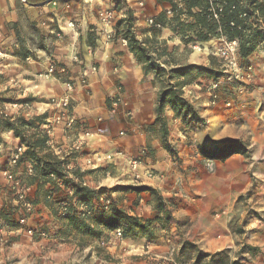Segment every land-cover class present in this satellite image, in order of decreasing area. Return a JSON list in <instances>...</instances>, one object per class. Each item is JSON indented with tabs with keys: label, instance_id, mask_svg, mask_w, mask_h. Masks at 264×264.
I'll return each instance as SVG.
<instances>
[{
	"label": "crops",
	"instance_id": "obj_1",
	"mask_svg": "<svg viewBox=\"0 0 264 264\" xmlns=\"http://www.w3.org/2000/svg\"><path fill=\"white\" fill-rule=\"evenodd\" d=\"M27 1L38 3L31 6ZM172 2L178 10L177 13L174 12L175 25L178 22L193 24V18L186 14L185 0ZM169 6V3L156 0H0V36L2 40L8 36L5 42L10 47L17 48L13 44L16 33L10 24L16 27L22 25V19L19 20L22 12L30 13L31 22L40 28V36L44 38L42 43L52 45L53 50L49 56L37 52L33 56L34 61L23 67L22 74L32 79L52 63L57 68L66 66L70 73L69 79L75 82L70 94L71 115L75 124L67 129L63 122H54L53 118L58 111L55 113L53 108L46 105L40 114L45 115V122L50 124L39 126L35 137L47 133L45 129L48 128V140L46 147L37 156L43 160L61 162L64 168L70 169L64 183L67 188L74 185L75 180L83 181L91 191L105 183H110V186H129L135 182L136 187L145 186L156 190L164 200L174 198L179 204L173 213V222L168 224L185 222V232L180 239L210 255L224 250H236L238 237L230 232L229 222L233 217L240 216L238 200L247 194V203L255 215L248 216L250 227L242 238L261 253L255 261L246 264H264V233L258 232L264 231V224L256 219L264 220V162L258 165L256 160L237 154L224 162H209L193 153L186 154L182 161L178 155L179 161L174 162L175 157L164 150L154 128V111L160 84L152 73L143 71L142 65L129 52L126 42L114 32L113 26L103 23L99 17L105 11H126L134 16L142 12L147 16H160L162 20L165 19L163 12ZM191 12L195 13L193 10ZM110 32L111 40L106 41V34ZM172 37L175 38V33L167 26L154 31L153 37L139 26L136 39H143L148 45L149 41L157 42L154 43V49L158 53L163 52L169 44L179 47L178 40ZM186 46L180 45L182 48ZM77 52L79 62L77 56H73ZM257 53L254 52L248 61L260 65L261 69L264 67V56ZM158 60L157 63L163 68L179 67L162 55H158ZM202 60L203 58L200 61L195 55L186 64L196 66L202 64ZM12 61L24 64L18 57H13ZM82 63L83 69L80 67ZM82 72L87 74L85 84L78 82ZM60 79L59 74L49 78L48 84L54 90L44 93L46 98L62 97L66 93ZM254 82L255 87L251 92L253 96L263 90L262 85L257 86L260 81L254 79ZM181 90L183 97L198 108L201 117L212 114V108H205V94L199 93L189 82L183 84ZM115 100L119 104L113 107L112 101ZM164 112L166 119L173 120L174 114L169 107ZM128 113L131 114L130 117ZM174 121L177 122L176 119ZM85 130L90 132V137L85 139V144L78 151L73 150L74 141L82 137ZM20 145V139L11 131L0 130V224L5 221L12 224L19 217L10 187L3 176L5 172H12L23 181L27 180L25 182L29 191L34 193L35 207L30 215V224L31 227H41L53 218H48L47 208L38 204V201L42 200L48 188L62 191L64 187L55 180L46 183L37 170L34 176L28 178L24 160L12 166L10 159ZM143 151H147L148 155L140 156ZM106 156H111V159L105 161ZM133 159L138 161L135 170L130 165ZM88 161L91 164H87ZM208 163H212L211 168ZM72 176L76 177L73 181ZM101 177L102 182H99ZM95 184L98 186L95 187ZM135 198H140L139 194L118 197L115 207L139 219L149 218V207L142 204L143 200L132 205ZM97 214L95 210V219ZM161 224L163 230L160 227L154 230L162 234L153 245L155 257L165 255L173 236V225L167 232L166 223ZM174 239L175 237L171 238V241Z\"/></svg>",
	"mask_w": 264,
	"mask_h": 264
},
{
	"label": "rangeland",
	"instance_id": "obj_2",
	"mask_svg": "<svg viewBox=\"0 0 264 264\" xmlns=\"http://www.w3.org/2000/svg\"><path fill=\"white\" fill-rule=\"evenodd\" d=\"M173 5L175 6V4ZM168 10H173L171 4L166 11ZM166 11L163 12L165 19L162 20L159 18L160 16H147L143 12L134 16L131 12L123 11L122 13H116V11H113L116 13L113 21V29L120 36L119 38H124L127 31L126 27L129 26L135 38L137 37V29L139 26L146 32H149L153 37V33L156 30L147 25L146 19L148 17L164 23L175 33L179 47L169 44L168 47L163 49V52L158 53L154 49V43L157 42L153 43L149 41L150 45H148V42L145 43L143 39L138 40L148 49L156 61H159L158 55H162L171 63H177L179 66L176 68L166 66V70L193 66L186 63L195 55L199 57L200 61L203 58L202 64H196L195 67L197 70L189 71L190 73L183 79H176L175 74L170 76L173 77L171 80L166 76L158 79L153 74L154 79L160 84L159 92L166 88L169 83L180 88L183 84L189 82L195 89L199 90V93L205 94V108H212L214 110L212 114H205L204 117H201L198 108L193 106L196 110V118L189 117L186 122L175 116L173 120H168L164 116L165 112H163L161 121L155 123L154 126L162 147L171 157H175L174 162H178L179 156L182 161L186 154L193 153L200 155V149H210L211 147H218L224 141L236 140L243 143L247 149L245 153L237 155L254 159L258 162V165H261L264 162V67L260 69V65H255L254 62H249L248 59L243 60L239 57V72L237 77L230 79L229 76L223 73L222 65L224 63L216 55L217 49L220 46L216 40L219 38L211 37L206 42L201 43V45H197L199 42L196 40L195 35L199 30L196 29L195 32L189 30V28H184L188 26L184 22H178L175 25V20L173 19L174 14L171 19L167 20ZM129 16H131L129 23L121 22L118 24L119 21L127 20ZM30 17V13L26 14L22 12L19 16V20L22 19V25L16 27V25L10 24L12 25V28H10L16 33L13 44L17 48H12L9 46V43L5 42L7 40L6 38H8L7 35L4 40H0V130H6V122L4 120H8V123L19 127L20 131L24 134V140L26 142L29 139L35 138L39 126L43 124L49 125L48 123H50L45 122L46 117L40 114L41 110L48 105L56 113L58 110L53 106V102L61 98L55 96L46 98L44 96V93L54 90L48 84L49 78L56 77L58 74L45 77L43 75L44 72H40L32 79H28L22 74L23 67L34 61L33 56L37 52L40 51L46 56H49L53 50L51 43H42L44 38L42 39L40 36V28L36 26L37 24L31 22ZM180 24L183 25L182 28L179 27ZM256 27L257 40L254 52H258L257 55L259 56H264V24L258 22ZM184 44L187 45L185 48L180 47V45ZM74 55L77 56V62H79V52L73 53ZM13 57L22 59L24 64L22 65L20 61L14 63L12 61ZM83 63L80 65L81 69L84 68ZM61 67L64 69V73L59 74V77H61L60 82L63 83L65 88L66 84L74 85L75 82L69 79L70 73L67 67L63 65ZM254 79L260 81V84L258 83L257 86L260 87L262 85L261 88L263 89L260 92L258 91L259 94H255V96L253 94L251 95L255 87ZM25 80L28 81L26 82ZM78 82L83 84L81 77L78 78ZM84 82H86V78ZM212 82L218 83V88L214 93H210ZM203 95L201 97H204ZM214 95L216 96L215 99L212 98ZM213 100L214 103H212ZM19 119L24 120L26 123L30 122L31 124L24 127L18 122ZM46 131L47 129H45ZM43 134L47 135V133ZM43 134H39L38 136H42ZM22 146L26 149L25 144H22ZM147 155V151H145L140 156L144 157ZM24 161L28 166L29 163L27 160ZM208 164H210L209 167L211 168L212 163ZM27 166L25 168V174ZM179 166L180 163L177 166L178 169ZM17 178L26 185L27 180L25 182L20 177ZM75 178L72 176V181ZM53 179L56 181V178ZM101 180L102 177L99 182H102ZM73 183L79 187L89 188L88 186H82L81 183L83 181L80 180H75ZM59 184L64 187L62 191L60 189L48 188L42 196V200L38 201V204H42L43 207L45 206L47 208L49 212V215L47 214L48 218L52 217L53 219H49V222L41 227L38 225L37 227H31L30 215L33 213L35 207L34 193L30 191V193H27L28 200L33 206L31 212L27 214L24 212L21 204L17 202L16 196L8 183L11 190L10 194L16 203V212H19L17 221L22 216H25L27 218V227L32 228L36 233H44L45 236L40 238L37 236L29 237L23 231H16L18 229L17 221L12 224L7 221L5 223L3 222L0 224V264H173L174 255L178 253L183 243H188L180 239L182 237L181 235L185 232V222H179L176 225H173V223L168 224L173 220V213L179 204L178 201L175 202L174 198L165 200V207L171 212V218L167 222L156 211V199L152 195L146 192L136 193L139 194L140 198H135L132 205L135 206L134 204L137 202V205L138 200H143L142 204L149 207L150 217L147 219L140 218V220L143 222L151 221L152 225L149 228L148 234H138L134 238L123 239L115 235L116 230L108 231L105 229L100 224V221L111 215L112 208L118 209L115 207L118 204L115 202L118 197L135 193L123 190L126 187H136L135 182L129 186H110V183H105L100 188L93 189L94 194L82 192L78 195L75 192L71 194L69 189L73 185L67 188L64 183L60 182ZM94 186L97 187L98 184ZM80 199L84 200L90 206L92 212L89 216L82 217L75 210V201H80ZM107 200L108 203H106ZM247 200V194L239 198L240 216L233 217L229 222L230 232L238 237L236 250H227L228 258L225 261H228L230 264H246L252 260L255 261L259 257L258 254L261 253L258 248L245 243L242 238L250 227V224H248V216L255 215ZM58 202H65L70 207L69 214L65 218L60 217L58 214ZM95 210L98 213L96 219L94 218ZM125 213L127 214V212ZM127 215L130 216L129 214ZM130 217L136 216L131 215ZM256 219L264 224V220L257 217ZM93 221L95 222L92 223ZM162 222L166 223L165 230L167 232L169 231V227L173 225V236L171 238L175 237L173 240L175 242L171 241L170 238L168 251L165 255L155 257L153 255V245L162 234L154 232V230L159 229L157 227L163 230ZM154 224L158 226H154ZM258 232L264 233L263 230H258ZM21 237L23 238L20 241L19 238ZM187 264H191V261Z\"/></svg>",
	"mask_w": 264,
	"mask_h": 264
},
{
	"label": "trees",
	"instance_id": "obj_3",
	"mask_svg": "<svg viewBox=\"0 0 264 264\" xmlns=\"http://www.w3.org/2000/svg\"><path fill=\"white\" fill-rule=\"evenodd\" d=\"M157 2H166L171 4L173 12L177 13L176 6L173 5L172 0H156ZM42 2V1H41ZM209 0H185L186 14L190 15L194 23L184 28H189L191 31L199 30L195 37L199 43L206 42L208 38L215 37L220 38L224 36L227 40H238L240 48V57L243 60L248 59L255 51L256 48V26L258 22L264 24V0H212V5L222 4L223 12L220 15L218 24L214 23L210 19L209 14ZM28 5H35L38 2L27 1ZM195 11L192 13L191 11ZM245 14V17L239 19V15ZM175 20V17L173 18ZM131 16L127 20L119 21L130 22ZM230 23H234L235 27L231 28ZM181 25V27H180ZM182 28L183 25L180 24ZM127 31L124 35V40L127 41V47L130 53H132L138 63L142 65L143 71L151 72L158 79H162L164 76L171 80L172 74L176 75V79L185 78L191 70H197L195 66H189L182 69L166 70L161 67L156 59L151 55L148 49L140 43L130 31V26L126 27ZM218 29L221 30V34L218 33ZM264 47V42H263ZM200 69V68H199ZM182 87L169 83L158 96V101L155 107V123L161 121L162 113L166 107H169L176 118H181L183 121L189 117L196 118V110L184 97L182 93ZM6 122V131H11L13 135L20 139L21 144H25L26 150L23 153L21 160H27L32 166L34 171H39L40 177L46 183H50L54 178L56 181L65 183L67 174L64 171V167L61 162L55 160H43L38 158L37 154L40 150L46 147L48 140L47 135L35 137L29 139L27 142L24 140V134L20 131L16 125ZM18 122L22 126H29L31 123H26L24 120L19 119ZM29 124V125H28ZM163 129V125H162ZM247 151L245 145L239 141H224L218 145V147H211L210 149H200V155L209 161L224 162L226 159L235 154L245 153ZM70 187V186H69ZM68 187V188H69ZM73 193L76 195L82 192L87 194H93L94 192L86 187H79L78 185L72 186ZM123 190H128L135 193H148L156 199V211L163 217L164 220L169 222L171 218V212L166 209V201L159 195V193L150 187H126ZM50 197V196H49ZM86 203L84 200H81ZM111 208V207H110ZM100 224L104 226L108 231L121 230V237L123 239L134 238L138 234H148L149 228L152 225L151 221L143 222L139 218L130 217L124 211L118 209H111V215L103 218ZM193 253V254H191ZM228 251L224 250L219 253L210 255L199 250L195 245L191 243H183L178 253L174 255L173 264H187L191 261V264H230L225 261Z\"/></svg>",
	"mask_w": 264,
	"mask_h": 264
},
{
	"label": "built area",
	"instance_id": "obj_4",
	"mask_svg": "<svg viewBox=\"0 0 264 264\" xmlns=\"http://www.w3.org/2000/svg\"><path fill=\"white\" fill-rule=\"evenodd\" d=\"M210 8H209V14H210V19L214 22L217 23L219 22L220 15L223 12V5L222 4H217V5H212V0H209ZM24 2V1H23ZM54 3V2H53ZM174 12L171 10L166 11L167 15V20L171 19L173 17ZM101 21L107 25H112L113 26V21L115 17V12L112 11H105L102 14L99 15ZM245 17V14L239 15V19H242ZM146 23L149 27L155 29V30H161L163 29L166 25L164 23H161L157 21L156 19L152 17H148L146 19ZM230 27L234 28L235 24L230 23ZM218 33H222L220 29H218ZM112 37V33H107L106 34V41H110ZM1 39V36H0ZM220 46L217 49L216 55L223 61L222 65V70L223 73L229 76L230 79L236 78L237 74L239 72V65H238V58L240 57V48H239V42L238 40H227L224 36H221L219 39L216 40ZM123 42L125 43L126 41L123 39ZM197 45H201V43H198ZM1 56V53H0ZM94 70V69H92ZM62 74L64 73V69L62 67L57 68L54 64H50L44 71L43 75L45 77L53 76L54 74ZM42 77V75H40ZM82 79V83L85 84L84 80L86 78V73L82 72L80 75ZM218 88V83L217 82H212L210 86V93H214ZM74 89V85L71 84H66V93L59 98L58 100L53 102V106L58 110V113L56 114L54 118V122H63L64 126L68 129L71 128L75 124V120L71 115V100H70V94L72 93ZM211 95V94H210ZM213 99L216 98V96H212ZM214 103V100L212 101ZM119 104L118 100L112 101L113 107H116ZM131 114L128 113V117H130ZM50 124V123H48ZM47 130H49L47 128ZM48 133V131H46ZM90 137V132L85 130L82 132V137L77 138L74 141L73 144V150L78 151L84 144H85V139ZM25 152V148L20 145L17 147L10 159V164L11 165H16L23 157V153ZM145 151H143L144 153ZM142 153V154H143ZM111 159V156H106L105 161H109ZM138 161L137 160H132L130 162L131 168L133 170L136 169ZM87 164H91L90 161L87 162ZM210 166V164H209ZM69 168L65 167V172L68 174ZM26 174L27 176H33L34 171L33 168L30 164H28L27 169H26ZM6 179V181L10 184L11 190L14 192L17 202L21 204V207L23 208L24 212L29 214L33 208L31 202L28 200L27 193L29 192V188L27 185L22 183L20 179L15 177V175L11 172H5L3 175ZM54 178V177H53ZM82 186H86V184L83 182L81 183ZM71 191V194H73V189H69ZM108 203V200L106 201ZM58 214L60 217L65 218L69 214V206L65 202H58ZM75 210L77 211L78 214H80L82 217L89 216L91 214V208L88 204L83 203L81 201H75L74 205ZM27 218L25 216H22L18 221V229L16 231H23L26 235L29 237H44V233H36L32 228L27 227ZM1 234V233H0ZM115 235L118 237H121V230L117 229L115 231Z\"/></svg>",
	"mask_w": 264,
	"mask_h": 264
}]
</instances>
